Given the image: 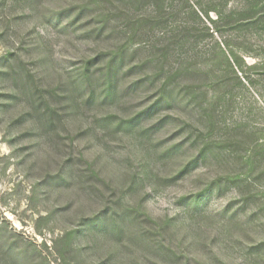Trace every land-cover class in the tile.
<instances>
[{
	"label": "rangeland",
	"instance_id": "obj_1",
	"mask_svg": "<svg viewBox=\"0 0 264 264\" xmlns=\"http://www.w3.org/2000/svg\"><path fill=\"white\" fill-rule=\"evenodd\" d=\"M242 2L217 16L175 0L170 24L125 38L106 0H0V264H264V77L243 65L262 60L264 28L223 17ZM171 76L199 95L133 119Z\"/></svg>",
	"mask_w": 264,
	"mask_h": 264
},
{
	"label": "trees",
	"instance_id": "obj_2",
	"mask_svg": "<svg viewBox=\"0 0 264 264\" xmlns=\"http://www.w3.org/2000/svg\"><path fill=\"white\" fill-rule=\"evenodd\" d=\"M107 6L110 7L109 11L113 12L112 14L121 18L124 28L127 30L125 38H130L135 36L136 33L139 31L142 32V34H146L150 30V28L155 27H162L166 26L167 24H170L171 17L173 14V9L175 6V0H106ZM190 3L191 7H196L200 12H205L207 14L209 11L214 12L217 16H222L221 9L224 4H227L229 0H185ZM87 5H81L78 10H76V16L73 18V21L76 23L81 19V16L84 14L83 11L87 10ZM144 8H150L151 10L145 14V15H130V12L133 10H141ZM101 19L98 21H95V24H97V28L101 30H104L102 26H105L107 24V21H109L110 17L107 13V10L101 15ZM224 18L227 17V19L230 22H236L239 21L243 22L244 25H247L248 27H254V25H259L264 28V7L258 3V0H243L241 3L240 8L230 9L227 11L226 15L223 16ZM100 26V27H99ZM186 31L190 32V29L188 26H184ZM131 31V35H128V32ZM170 43H167L162 49V54L165 55L167 47ZM122 46V45H121ZM121 46H119L117 49H114L115 51L112 53L111 57L108 59L107 63V69L101 74L102 78L105 80L102 82V85H104L103 90L101 91L104 95V98L106 99H115L119 91V84H118V77L120 74V70L124 64V55L123 51L121 50ZM263 53H260L262 60L258 61L257 64H246L243 60V65L246 67V70H251L250 72H256L257 69H261L259 72H262V77H264V45L262 47ZM230 58L225 55V60L229 68L236 74L237 70L241 73L242 79L246 81L247 84H250L252 82L253 76L249 75L246 71L243 70V65L241 66L240 61H242V57L234 55L230 52ZM233 65L236 67H233ZM89 68V64L86 62L84 67L82 68V71L80 75L78 76V80H80L81 87H83L86 92H90V97H93L95 95V89L93 86V81L91 79L92 74L87 71ZM240 75V74H239ZM175 76H171L167 79H164L162 84L159 85L157 89V98L153 101L151 105V109L144 111L142 114L133 117V119L138 120L139 118L143 116L147 117H153L156 113H158L160 110L164 109L165 106H172L171 103L177 100H182L183 98L195 96V94H198L195 92L193 87L186 86V87H180V86H173L171 85V80ZM176 78V77H175ZM236 78L239 80V82L242 81L238 77V74L236 75ZM161 76L158 72L153 74V79L149 78L147 82H145V79L138 82V86H145L146 83L154 84L157 80H160ZM224 80V78L222 79ZM172 86V87H171ZM88 90V91H87ZM199 95V94H198ZM204 96L203 93L200 94V96ZM197 96V95H196ZM191 99V98H190ZM189 100V99H188ZM187 100V101H188ZM197 100V99H196ZM188 104V102H185V106ZM167 106V107H168ZM162 108V109H161ZM164 121L163 118L160 119V122ZM254 164V163H253ZM253 164H251V169H253ZM71 232L65 233V237L69 240L71 237ZM4 243L9 248L11 252H13L10 247L11 245L14 247H17L15 242H9L4 241ZM35 248V247H33ZM29 249V248H27ZM36 250V249H33ZM30 251H32L30 249ZM32 258L29 257L25 260L27 263ZM45 264H48L47 262Z\"/></svg>",
	"mask_w": 264,
	"mask_h": 264
}]
</instances>
